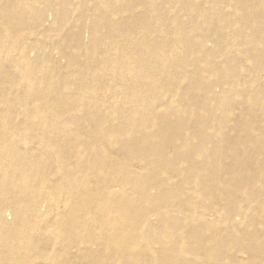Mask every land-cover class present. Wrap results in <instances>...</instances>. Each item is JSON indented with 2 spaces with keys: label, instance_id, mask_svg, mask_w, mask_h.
Segmentation results:
<instances>
[{
  "label": "bare ground",
  "instance_id": "1",
  "mask_svg": "<svg viewBox=\"0 0 264 264\" xmlns=\"http://www.w3.org/2000/svg\"><path fill=\"white\" fill-rule=\"evenodd\" d=\"M4 1L0 264H264V0H214L211 5L228 3L235 10L210 17L197 0H167L184 14L185 7L200 9L199 20L214 24L212 31L198 30L190 50V29L180 21L171 22L165 12L160 24L152 21L158 0H95L100 14L93 47L82 48L78 39L70 47L87 58L104 45L88 73L108 76L82 81L76 93L69 83L60 85L56 63L47 75L27 78L36 70L20 27L37 0ZM140 4L149 14L132 15ZM123 13L131 16L112 22ZM235 25L238 31L228 33ZM156 33L174 36L175 52L158 48L165 39L154 40ZM213 37L218 50L205 51L204 40ZM181 43L186 52L178 49ZM243 46L249 69L233 57ZM33 47L47 50L40 41ZM181 52L172 67L181 73L175 74L198 72L201 84L187 89L181 79L162 81L171 54ZM200 52L205 59L196 62ZM4 60L21 79L10 78ZM157 64L160 75L152 72ZM7 82L14 87H1ZM111 82L129 100L128 112L115 100L112 114L77 118ZM216 85L228 89L216 94ZM164 86L172 95L163 104ZM64 98L71 103H61ZM18 107L23 123L15 121ZM87 120L95 128L79 139L76 130L89 127Z\"/></svg>",
  "mask_w": 264,
  "mask_h": 264
},
{
  "label": "rangeland",
  "instance_id": "2",
  "mask_svg": "<svg viewBox=\"0 0 264 264\" xmlns=\"http://www.w3.org/2000/svg\"><path fill=\"white\" fill-rule=\"evenodd\" d=\"M197 1L198 3L196 4L201 5V7L200 6L198 7H200V9L204 11V13L208 17H210L212 14L217 13L218 11H223L226 14H232L235 10L234 6L228 3L220 2L218 3L220 5H217V4L211 5L210 2L214 0H197ZM4 2L11 3V0L9 1L5 0ZM96 4L97 3L95 2V0H48V2L47 0H37L35 2L34 7H33L34 8L33 12L31 14L27 12L26 14V22H25L26 24L23 27H20L21 30L24 32L23 34L25 35L26 42L30 45L29 51L27 52V54H28V58L32 59L31 61L33 62V65L31 66V68H34L36 70L35 74H32L27 78L33 77L34 79H36L38 77H43V75L44 76L47 75V73L49 72L48 65H53V63L54 64L56 63L58 67V73L60 76V85L63 87L69 83L72 86V89L70 88V93H72V91L73 93H76L80 91L79 88H80V84L82 81L87 80L89 78L99 79L100 77L104 78L108 76L106 75L108 74L106 72L88 73L90 71H93V69L92 70L90 69L94 68L95 63L101 60L102 58L101 53L105 49L104 45L99 46L97 52L91 56H87V58L84 52H80L77 48L73 49L72 47H70L72 45L73 47L75 46L74 43L77 42V39L80 42L82 48L91 49L93 47V43L95 41L94 39L95 30L94 29L96 26L97 17L100 14L94 8V5ZM172 4L173 3H169L167 0H158L157 1L158 9L155 12L150 13V15L153 16L154 18L152 19V21L154 23L159 21L158 19H160L162 12L166 13L165 14L166 19H170L171 22L172 21L174 22V20L180 21V23L183 24V27L190 29L189 38H188V50H190V48H192L191 46L192 42H193V46H196L197 44L196 41L201 35L198 30L202 28L208 31H212L211 29L214 28V24L205 25L202 19L199 20L200 15H201L200 9L192 10L190 9V7H185L184 9L188 10V12L184 14L182 13L181 6L177 4H174V5ZM50 5H52V10L50 9L51 7H49ZM258 10L259 8H254V9H251L250 11L255 12ZM41 13H44V16L42 18L40 17ZM144 14H149V12L147 11L146 7L143 4H140L139 6L135 7L132 13V15L134 16L135 15L143 16ZM105 15L107 16V12L105 13ZM130 16H131L130 13H123V14H120L118 17H114L112 19L113 20L112 22H120L121 20L124 21V20H127V18H129ZM38 17L41 18L40 21H38ZM183 18L185 19V21ZM1 22H2V27L4 28L8 24V20L6 18L2 19ZM158 24H160V22ZM9 30L13 31V29L12 30L9 29ZM232 31H235V32L238 31V26L235 25L232 29L229 30L228 33ZM140 32L141 30L139 31V33ZM162 38L165 39V42L161 44L158 48H161V49L164 48L170 52L174 51V50L171 51V45L173 44V42H176V39H174V36H172L171 34L170 36L169 35L164 36L162 33H156L154 35V40L158 42ZM229 39H230L229 40L230 43H232V41L234 40V38L232 37H229ZM36 41L42 42L44 46L47 48V50L43 49L42 51H40V50L35 49L33 47V44ZM204 41L205 42L203 44V49H205V51L213 52L214 49H216V51L218 50L215 37L208 38ZM237 43H240V41H236V44ZM67 45L70 48V50H66L65 47ZM177 46L180 51H184V48H185V52H186V47H185L186 44L184 46V43H181V44H178ZM185 52H181L178 55L171 54V57L169 58V62L168 64H166L167 70L169 71L166 72L167 76L163 77L162 81L168 79L169 80L167 81L168 83L169 82L173 83V82H176V80L181 79L183 83V88L187 87L188 89L190 84H194V83L201 84L202 80H199L198 72H193V73L190 72L186 75L183 74V76H180L181 74L179 75L175 74V73H181V72L174 71L172 67L175 64L179 63V60H176V59H179L181 55L184 56ZM245 53H246V47L243 46L241 47V51L235 52L233 57L237 59L239 62H242L244 68L249 69L250 65L245 62V59L247 56V54ZM14 55L15 53L13 55L11 54V56H14ZM204 59H205V55L203 54V52H200L196 54L195 56L196 62H199V60L204 61ZM8 62L10 61L4 60L3 65L5 67L7 66L10 69V72H11V74L9 75L10 78L15 81H18V79H21L20 72L13 69L11 65L8 64ZM211 62H214V59H211ZM216 62L220 64L226 61L224 59L218 58L216 59ZM42 65L45 66L44 74H42V72L40 71V68L42 67ZM152 72L155 75H160L161 74V64L155 65L152 69ZM3 77L4 76L0 75V78H3ZM1 82L2 81H0V83ZM23 86L24 84L21 81H19V86L17 89L22 90ZM1 87L13 88L14 85L9 84V82H7L5 83V85H2ZM115 87H116V90H115ZM227 89L228 88L226 86L216 85L213 91L216 94H220L226 91ZM42 90L43 89H41L40 91L35 90L37 92L36 94L37 95L38 93L42 94ZM163 90L165 92L164 95L166 96V98L164 99L165 102H161V103L164 104V103L169 102L168 100L169 98H171L172 93L169 92L167 87L165 86ZM29 94L32 95L31 93ZM103 94L104 95H102V93H99L98 95H96V98L92 100L90 105H88L85 108V110L82 109L81 111L78 112L77 118L82 117L83 119H87L88 117V119H90V117H94L98 115L99 113L112 114L113 106L117 104L115 100L119 101L120 104H123V107H119L120 109H123L125 112H128L127 107H128L129 100L127 99L124 93L117 91V83H112L109 86V89L106 90V92ZM114 95H117L119 98L115 99ZM191 95L193 94L191 93ZM26 96H28L27 93H26ZM100 99L104 101L102 104H100L98 101ZM68 102L71 103L70 100L64 98L61 103L68 104ZM31 103L37 104L39 106L41 105L40 103L35 102V101ZM96 103L100 107H97ZM16 110H17L16 112L17 116L15 115L16 123L25 122L24 115L21 113L20 108L18 107ZM161 112H162V109L157 111V113H161ZM88 121L89 120L85 122L88 123ZM88 125L90 126L87 127L85 123L82 126H79L78 130H76V134L79 139H81L82 136H85L89 131H92V129L95 128V124L93 123V121H90ZM18 134L19 133H17L16 138L20 140L21 137ZM33 134L35 136L39 133L37 131H33ZM29 147L34 149L37 147V144L35 142L34 143L31 142L29 143ZM45 211H47V208L44 210V212ZM7 217H9L10 219L13 217L12 210L10 209L8 210Z\"/></svg>",
  "mask_w": 264,
  "mask_h": 264
}]
</instances>
